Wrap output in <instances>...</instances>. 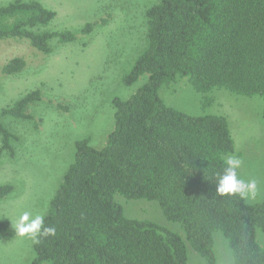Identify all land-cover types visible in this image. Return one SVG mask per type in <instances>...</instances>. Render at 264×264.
Masks as SVG:
<instances>
[{
	"label": "trees",
	"instance_id": "trees-1",
	"mask_svg": "<svg viewBox=\"0 0 264 264\" xmlns=\"http://www.w3.org/2000/svg\"><path fill=\"white\" fill-rule=\"evenodd\" d=\"M56 16L38 1L0 6V40H27L50 56L54 40L65 45L78 39L71 31L43 30ZM147 21V48L124 85L149 79L131 99L114 101L116 128L103 149H94L89 139L77 143L75 161L45 216L56 234L34 242L32 264H189L187 243L217 264V232L227 239L235 264H264L257 239L258 231L264 233V201L249 204L216 193L224 159L236 153L229 119L185 114L159 94L188 79L203 96L204 110L214 105L216 91L264 101V0H160ZM99 24L88 23L82 34L91 35ZM26 68V60L16 58L2 73ZM41 101L38 89L0 111V155L14 156L18 140L2 120L34 121L29 108ZM13 192L12 185H0V200ZM117 195L158 202L186 238L151 221L128 219ZM14 234L11 222L0 218V239L10 241Z\"/></svg>",
	"mask_w": 264,
	"mask_h": 264
},
{
	"label": "rangeland",
	"instance_id": "rangeland-1",
	"mask_svg": "<svg viewBox=\"0 0 264 264\" xmlns=\"http://www.w3.org/2000/svg\"><path fill=\"white\" fill-rule=\"evenodd\" d=\"M18 0H0L6 6ZM38 1L54 11L55 20L43 30L74 32V43L52 42L54 53L46 56L27 40H0V111L12 107L29 93L41 90L42 101L29 108L34 121L6 117L4 126L18 136L13 142L14 156L0 155V185H12L14 192L0 200V218L11 222L30 211L48 214L70 166L75 161L79 141L89 139L97 150L103 149L116 128L114 101L131 99L148 81L143 76L131 87L124 78L131 73L145 52L148 32L147 13L160 0H22ZM110 18V19H109ZM108 19L107 24L103 23ZM99 22L91 35L82 29ZM23 58L22 73L5 76L3 68ZM160 97L167 106L191 116L223 115L229 119L242 160L239 174L256 179L258 190L249 204L264 201V101L226 91H216L214 105L202 108L203 96L196 93L188 79L165 86ZM38 123V125H37ZM0 138V147H1ZM130 220L151 221L186 238L180 224L167 220L158 202L115 197ZM217 264H235L232 250L221 232L214 234ZM264 248V233L257 232ZM34 242L14 234L10 241L0 239V264H32ZM189 264H208L188 243Z\"/></svg>",
	"mask_w": 264,
	"mask_h": 264
},
{
	"label": "clouds",
	"instance_id": "clouds-1",
	"mask_svg": "<svg viewBox=\"0 0 264 264\" xmlns=\"http://www.w3.org/2000/svg\"><path fill=\"white\" fill-rule=\"evenodd\" d=\"M242 160L236 156H227L224 159L223 172L217 174L216 193L220 196H239L242 200L255 198L258 190L256 179L245 180L241 178L238 170ZM11 228L15 230L16 236L28 237L38 241L40 236H55L54 227L45 226L44 214H33L24 211L19 214L15 221L11 220Z\"/></svg>",
	"mask_w": 264,
	"mask_h": 264
}]
</instances>
